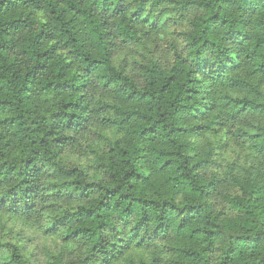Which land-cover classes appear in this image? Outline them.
Wrapping results in <instances>:
<instances>
[{"label": "trees", "instance_id": "16d2710c", "mask_svg": "<svg viewBox=\"0 0 264 264\" xmlns=\"http://www.w3.org/2000/svg\"><path fill=\"white\" fill-rule=\"evenodd\" d=\"M0 264H264V0H0Z\"/></svg>", "mask_w": 264, "mask_h": 264}]
</instances>
